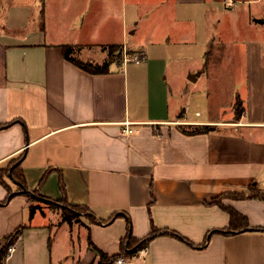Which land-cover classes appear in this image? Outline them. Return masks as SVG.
I'll list each match as a JSON object with an SVG mask.
<instances>
[{"label":"crops","instance_id":"0c3cea01","mask_svg":"<svg viewBox=\"0 0 264 264\" xmlns=\"http://www.w3.org/2000/svg\"><path fill=\"white\" fill-rule=\"evenodd\" d=\"M113 44L142 61L112 58L108 72L93 73L65 54L72 45V56L103 63L104 52L91 53ZM228 63L247 88L236 92L241 113L234 104L222 122L186 112L192 127L179 126L180 72L198 80ZM203 124L212 129L191 132ZM0 125V167L23 154L28 190L102 219L125 213L83 224L45 208L31 215L29 196L6 202L0 181V253L21 229L5 264H101L98 250L131 255L129 235L153 227L196 245L160 233L132 264H264V230L210 233L231 226L212 203L225 193V205L264 227V200L231 196L253 183L264 191V0H0Z\"/></svg>","mask_w":264,"mask_h":264},{"label":"trees","instance_id":"16d2710c","mask_svg":"<svg viewBox=\"0 0 264 264\" xmlns=\"http://www.w3.org/2000/svg\"><path fill=\"white\" fill-rule=\"evenodd\" d=\"M108 48H109V54L110 55H112L114 52L119 53V56L116 58L117 60L119 59V61L120 60L122 61L124 59V48L122 45L113 44V45L108 46ZM74 50H75V48L72 45L65 46L66 56L71 61L75 62L77 65L81 66L82 68L87 69L93 73H106L110 70L109 65H110L111 60H106L103 63L80 60L79 58L72 56L71 53H73ZM207 56H208V53H207ZM237 105L238 106L241 105L240 98L237 99ZM237 110L239 111V113H241V111L243 109L239 110V108L237 107ZM0 127H2V125H0ZM211 129H212V127L209 126L208 124H203V125H199V126L195 127L193 130H191V132L192 133H203V132H209ZM23 157H24L23 154H21L17 157H13L10 160H8L4 165H2L0 167V181L8 189V195H7V198L5 199L6 202L8 200H10L11 198H13L16 194H25V195L29 196V198L32 201H34L38 197L46 199L47 201L51 202L52 204H56V205L62 207L63 221L68 222L70 224L73 223L74 219H76L77 215L80 214L81 212L87 213L89 215L90 220L92 222H96V223L97 222L110 223L116 217H118L120 215H125V213H123V212H115L109 219H102V218H99L87 205H74V204L67 202L66 199H62V200L52 199V198L42 194L39 189L33 190L34 194L25 192V190L28 189V184H27V180H26L24 171L21 167ZM49 173H50V169L47 172V174L44 176V178L42 179L41 184L45 181V179ZM10 180H13L16 183V185H17L16 188H13ZM61 186L64 188V182L61 183ZM228 195H230V193H225V194L215 198L212 201V203L219 204L222 208H224L225 210H227L229 212V214L231 216V226H229L228 228L215 229V230L211 231L210 233L220 232V233H224V234H233V233H238L240 231L251 230V229L264 230V227H261V226L256 227V226L252 225L249 218L246 215L242 214L241 212L232 208L231 206L225 205L222 202V200L225 196H228ZM231 196L236 197V198H259V199L264 200V191L261 190V188H259L257 183H253L250 186L248 192L231 194ZM37 209H39V206L33 204L31 207V215H33ZM130 226H131V222H130ZM20 230L21 229H18V231H20ZM160 233H168L171 235H175V236H177V237H179V238H181V239H183V240H185L191 244L196 245L193 241L189 240L187 237L181 235L180 233H178L174 230H160L156 227H153V229L151 230L149 235L145 238L136 239V238H134V236L132 234L129 235V238L131 239L130 244H129L128 248L124 247L123 253L133 254L137 250L147 246L148 243L150 242V240L153 239L154 237H156L157 235H159ZM13 237H14V235L10 236L8 244H10L11 242L14 241ZM207 240H208V238L203 243L198 244V246L206 245ZM131 245H133V246L131 247ZM98 252L101 255V264H103V263L109 264L113 260L116 261V258L119 256V255H115V256L109 257L107 254H105L104 252H102L100 250H98ZM6 253H7V250H3L0 253V264H5Z\"/></svg>","mask_w":264,"mask_h":264},{"label":"rangeland","instance_id":"374dc122","mask_svg":"<svg viewBox=\"0 0 264 264\" xmlns=\"http://www.w3.org/2000/svg\"><path fill=\"white\" fill-rule=\"evenodd\" d=\"M96 52H104L108 60L119 56L118 52H114L110 55L109 48H98L91 53L95 58L102 57V53L97 55L95 54ZM79 56L83 60H86L87 56H81V53ZM221 57L222 56H217L219 59H215V61H220ZM217 65V68L214 70L204 72L198 80H195L189 74L186 75L185 72H180L177 77L176 85L173 87L171 106L174 113H179L175 121L182 128L192 127V125L186 124V120L182 118L186 112L188 113V117H198L202 119L214 117L223 122L230 119L229 117H231V113L236 107H238L239 110L241 109V105L236 106L235 104L236 92L243 94L247 89L244 79L236 78V75H239L241 72L235 69L237 67L235 64L228 63L224 66ZM181 88V92H178ZM198 114L200 116H197ZM33 202L35 205L39 206V210H43L44 208L47 210L50 209V212L54 211L57 213V219H63L62 207L52 204L40 197L36 198ZM89 220V215L81 212L73 222L83 224V222Z\"/></svg>","mask_w":264,"mask_h":264},{"label":"built area","instance_id":"2783aa9c","mask_svg":"<svg viewBox=\"0 0 264 264\" xmlns=\"http://www.w3.org/2000/svg\"><path fill=\"white\" fill-rule=\"evenodd\" d=\"M230 6H232V3L230 4ZM128 60H134L136 62H140V61H142V57L140 54H135L133 56H129L127 49L124 48V61L127 62ZM124 124H125V127L123 128V132H125V133L133 132V128L130 127L132 125L130 121L126 120L124 122ZM13 235H14V237H13L14 241L11 242L10 244H8L6 258H8L16 250V243L21 238V230L15 231V233H13ZM148 253H149V248H148V246H145V247L137 250L136 252H134L131 255H123V254L119 255L116 258L115 263L116 264H132L135 259L144 258L147 256Z\"/></svg>","mask_w":264,"mask_h":264},{"label":"water","instance_id":"95a60500","mask_svg":"<svg viewBox=\"0 0 264 264\" xmlns=\"http://www.w3.org/2000/svg\"><path fill=\"white\" fill-rule=\"evenodd\" d=\"M25 192H28V193L34 194V192H32L31 190H28V189H26Z\"/></svg>","mask_w":264,"mask_h":264}]
</instances>
